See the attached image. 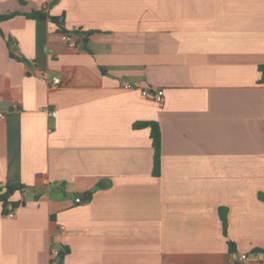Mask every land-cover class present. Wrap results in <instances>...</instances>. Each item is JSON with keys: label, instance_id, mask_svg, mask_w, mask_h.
I'll use <instances>...</instances> for the list:
<instances>
[{"label": "crops", "instance_id": "1", "mask_svg": "<svg viewBox=\"0 0 264 264\" xmlns=\"http://www.w3.org/2000/svg\"><path fill=\"white\" fill-rule=\"evenodd\" d=\"M45 3L76 48L24 15ZM14 11L0 193L16 187L18 206L0 200V264H264V0H0ZM149 121L159 176L151 128L135 126Z\"/></svg>", "mask_w": 264, "mask_h": 264}, {"label": "trees", "instance_id": "2", "mask_svg": "<svg viewBox=\"0 0 264 264\" xmlns=\"http://www.w3.org/2000/svg\"><path fill=\"white\" fill-rule=\"evenodd\" d=\"M20 14L18 11L9 12L7 14L0 13V22L5 19H9L14 17L15 15ZM27 18L31 19H46L50 18L56 25L61 32H66L67 29L63 26L64 18L59 16H54L49 13L48 4H43L42 7L38 9H34L31 12L24 13ZM0 33L3 34L2 29L0 28ZM259 69L262 72V82L264 83V65H260ZM136 127L141 126H149L151 128V137H152V145L154 149L153 155V174L155 176H159L161 170V158H162V150H161V129L157 122L149 121V122H139L135 124ZM5 191L0 193V200L3 202V211L4 213H8L11 208H15L18 206V203L11 201L9 198L16 189V187L6 186ZM91 193H89V197ZM220 215L223 221L224 231H227V216H228V209L226 207L220 208ZM68 252L67 248L62 249L61 258H64V254Z\"/></svg>", "mask_w": 264, "mask_h": 264}, {"label": "built area", "instance_id": "3", "mask_svg": "<svg viewBox=\"0 0 264 264\" xmlns=\"http://www.w3.org/2000/svg\"><path fill=\"white\" fill-rule=\"evenodd\" d=\"M62 40L64 43H66L69 47L71 48H76L77 47V43H78V35L73 33V32H63L62 33ZM54 83H59V78L55 77L53 79ZM123 86L125 88H133L134 85L128 81H124L123 82ZM143 94L153 100H155L159 105L163 106L164 102H165V92L163 89H156V90H151V89H144L143 90ZM18 107L17 103H12L11 104V108L12 109H16ZM51 115L56 116V112L52 111ZM0 117L1 118H5L6 117V113L5 112H1L0 113ZM77 201L80 202L81 201V197L77 198ZM8 216L13 217L15 214L13 212V210H10L7 213ZM61 255H62V249L53 245L51 246V258H52V262L56 263V262H60L61 261ZM249 259H251V255L249 253H242L238 256V261L240 262H246Z\"/></svg>", "mask_w": 264, "mask_h": 264}]
</instances>
